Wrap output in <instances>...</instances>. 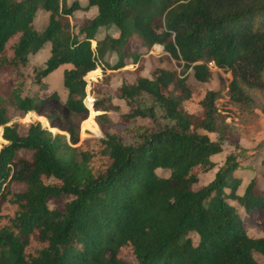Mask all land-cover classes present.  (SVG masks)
I'll return each instance as SVG.
<instances>
[{"label":"trees","instance_id":"1","mask_svg":"<svg viewBox=\"0 0 264 264\" xmlns=\"http://www.w3.org/2000/svg\"><path fill=\"white\" fill-rule=\"evenodd\" d=\"M39 7L49 13L41 33L33 25ZM91 7L97 14L84 24L71 21ZM101 28L106 34L97 39ZM47 42L36 80L70 64L65 101L55 91L21 96L17 75L10 93L0 94V264H260L254 254L264 258V236L247 234L229 200L264 208V169L238 194L239 162L230 154L209 183L194 186L216 166L211 157L223 142L237 145L244 136L239 120L264 93V0H0L1 73L25 66ZM156 44L183 70L157 66L145 75ZM134 53L136 68L122 70ZM101 62L122 72L115 97L128 108L124 127L118 131L103 112L95 120L104 135L80 142L79 126L81 134L93 112L117 109L99 88L94 111L87 103L85 79L99 77ZM212 63L231 80L220 78L218 89L189 87L185 73L209 83ZM8 102L37 122L22 133L9 123ZM19 150L32 158H16ZM13 182L22 189L13 191ZM65 195L71 199L61 209L49 208V198Z\"/></svg>","mask_w":264,"mask_h":264},{"label":"rangeland","instance_id":"2","mask_svg":"<svg viewBox=\"0 0 264 264\" xmlns=\"http://www.w3.org/2000/svg\"><path fill=\"white\" fill-rule=\"evenodd\" d=\"M67 1L70 3L72 0ZM79 2H82L83 5L86 4V0H79ZM94 8L95 7H92V9L89 8L88 10H76L71 16V21L79 25L84 24L86 18H91L95 14H97V9L95 8L94 10ZM48 15L49 13L41 7H39L36 11V14L33 18V25L37 32L41 33L46 27L48 23ZM114 29L115 28L112 27L111 29H109V32H114V34H117V32H115L117 29ZM104 33L105 30L102 29V31L96 35L97 39H101ZM138 46L139 41L137 39H133L130 45V49L136 50ZM92 48L93 50H95V44H92ZM49 54L50 43L47 42L38 52L30 53L28 55V62L25 66L19 67L7 74L0 72V85L3 82L5 83L0 86V94L7 95L10 93L11 87L14 85L12 81L13 78L11 76L17 75L19 80H22V86L20 91L21 96L44 97L55 91L59 94L60 101L64 102L67 95V91L63 87V71L64 69H67L66 67L70 66L69 64L60 65L48 76L42 78L40 81L36 80V72L44 67L45 61L49 57ZM135 55L136 53L127 56V59H129L131 62L130 64H127L126 66L122 67V70L126 69L133 71L136 68L137 65L135 63H132V60L135 58ZM147 56L149 57V59L146 60L147 67L144 71L145 75H149L151 68H155L157 66L165 67L168 69H175L177 71L183 70V67L181 66L182 62L165 54L163 49H159L158 51H156L154 48H152ZM117 57L118 56L116 54H114L113 58L112 56H107L106 61L109 64H115V62L117 61ZM207 65L212 71V80L209 83H198L193 78L192 72L188 70L185 75L187 76L186 82L189 87L195 88L197 85L198 87L203 86L208 87L210 89H218L220 87V78H223L225 82L231 80L232 76L228 70L216 67L213 64ZM97 68L100 69L99 77H96L95 80H91L88 78L85 79L86 96H90L91 98V100L87 99L89 108L94 111L92 107L95 101L94 91H96V88H99L101 90L109 92L112 95V103L117 106V109L112 108L108 111L93 112L90 121L82 124L81 134L79 126L80 142L88 137H102L104 135L102 129L99 127L95 120L96 115L101 114L103 112L107 114V118H110L111 120L115 121L116 128L118 129V131H122L124 126L120 119V115L124 112H127L128 110L125 103L115 97L116 88L121 83L122 72L119 71L120 69L106 68L101 63H98ZM104 74H110L109 83L104 82ZM95 83H97L99 87L96 86ZM99 97H102V94H99L98 98ZM255 100L256 105L254 106V113L248 117H242L239 120L240 122L245 124L246 129L243 131L244 136H241L237 140V145L228 141L223 142L222 151L219 154L213 155L211 157V160L216 163V166L211 171L199 175V181L197 184H195V188L209 183L214 178L217 169L220 166L224 165L226 157L230 154L236 156V160L239 162V166L247 164V168L250 169L248 171H242L241 169L238 170L237 174L244 175L243 182L240 187L237 188L236 191L238 194H241L243 192L246 184L253 177L255 170L264 169V93H262L260 96L258 95ZM7 106L8 116L10 117L9 123L18 122L20 124V131L22 133L24 132L29 123L37 122V120L35 119L29 120L28 117L30 116V113L28 114V116L26 114L24 115L12 103L8 102ZM45 123L46 127L50 128L47 120H45ZM0 128L2 131L1 126ZM50 130L53 132L52 129ZM56 131L60 132L58 129ZM208 135L211 140H217V135L215 133H209ZM66 136L67 138H69V135ZM3 144L4 142L0 143V148ZM22 157L30 160L32 158V152L29 150H19L16 154V158ZM251 166H253L254 168ZM156 173L161 177H166L169 175V170L159 168L156 170ZM245 173L247 174L245 175ZM11 188L13 191H19L22 189V186L19 182H13L11 184ZM70 199L71 197L69 195L53 197L49 198L47 203L49 208L61 209L65 205V203ZM229 202L235 206L238 214L240 215L242 226L248 235L252 237L264 236V208L255 207L246 209L237 200H229ZM190 236L193 238L194 242L197 241V236L195 233H190ZM254 256L260 264H264V258L260 254L255 253Z\"/></svg>","mask_w":264,"mask_h":264},{"label":"crops","instance_id":"3","mask_svg":"<svg viewBox=\"0 0 264 264\" xmlns=\"http://www.w3.org/2000/svg\"><path fill=\"white\" fill-rule=\"evenodd\" d=\"M90 9H92V7H91ZM94 10H95V8H94ZM95 15H96V14H95ZM95 15H94V16H95ZM150 51H151V50H150ZM150 51H149V52H150ZM101 64H102L103 66H105L102 62H101ZM69 65H70V64H69ZM97 66H98V65H97ZM70 67H71V65L68 66V67H66V68H70ZM2 142L5 143L4 140H3ZM240 165H241V164H240ZM246 165H247V164H243L242 166H239L238 169L235 171V173L237 174V173H238V170H240V169H241L242 171H248V170H250L249 168H247ZM251 167H253V166H251ZM253 168H254V167H253ZM251 171H252V170H251ZM246 174H247V173H245V175H246ZM237 175H238L239 177H241V184H242V182H243V176H244V175H241V174H240V175L237 174ZM241 184H240V185H241ZM239 187H240V186H239Z\"/></svg>","mask_w":264,"mask_h":264},{"label":"built area","instance_id":"4","mask_svg":"<svg viewBox=\"0 0 264 264\" xmlns=\"http://www.w3.org/2000/svg\"><path fill=\"white\" fill-rule=\"evenodd\" d=\"M153 48H154L156 51H158L159 49H160V50L163 49V47H162L161 45H157V44L154 45ZM212 64H213V63H212Z\"/></svg>","mask_w":264,"mask_h":264},{"label":"water","instance_id":"5","mask_svg":"<svg viewBox=\"0 0 264 264\" xmlns=\"http://www.w3.org/2000/svg\"><path fill=\"white\" fill-rule=\"evenodd\" d=\"M50 130V129H49ZM66 135H68V134H66ZM69 137V136H68Z\"/></svg>","mask_w":264,"mask_h":264}]
</instances>
